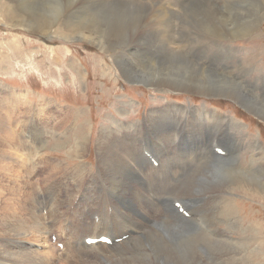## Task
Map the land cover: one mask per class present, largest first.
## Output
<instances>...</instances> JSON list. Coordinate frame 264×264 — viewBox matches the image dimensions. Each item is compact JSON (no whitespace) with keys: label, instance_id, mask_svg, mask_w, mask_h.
Listing matches in <instances>:
<instances>
[{"label":"rangeland","instance_id":"1","mask_svg":"<svg viewBox=\"0 0 264 264\" xmlns=\"http://www.w3.org/2000/svg\"><path fill=\"white\" fill-rule=\"evenodd\" d=\"M142 1H147L149 3L150 1L151 3L155 1H161L163 5L165 4L164 5L165 7L169 8L172 11L173 14L171 16L172 21L170 26H171V30H173L172 32L174 34V40L175 42H177L174 44L177 47L176 49L177 50L179 49L178 52L182 53L184 57H186L187 59L193 62L196 61L198 62L200 60L201 62H204L205 65H209L211 68H215L213 69L214 72L222 73V74L228 72L227 74H232L233 76H236L237 80L239 79L238 81H240L245 87H247L248 90L254 91L257 95H260L261 93L264 94V89H262L260 85V82L264 83V80L261 79L262 75H264V0H227L228 6L226 8H224V2H222L221 0H210L211 3H214L218 7V9L220 8L219 9L220 13L227 16H235L236 14L241 16V15L262 12L259 20L255 22V26H257V29L256 31L252 32L253 34L251 33L248 35H244L242 37H237V38L229 37L224 39L217 38L216 36L204 37L199 31L196 32L194 30L195 28L192 26V24L190 25L188 23L186 18L187 17L186 13L188 12V15L190 13L191 5L189 6L190 8L188 11L187 7L183 6L182 1L180 0H142ZM191 1H193V5H194L196 2L200 3L202 0H191ZM29 2H33V3L31 4ZM35 5L45 8V9L42 8L45 15L49 13L50 7L58 6L60 8L58 23L54 24V26L49 27L48 31L46 32H41L38 30L32 31L31 29L24 27V24L27 25L29 23L33 24L32 23L33 19L38 20V18H34V15L32 14L33 11H31L32 8L36 7ZM65 5H66L65 0H0V95L2 97L1 99H3V101L4 100L6 101V105L8 104L7 106L9 107V109L14 110L11 107V105H9L10 99L18 97L19 96L18 94L20 93H21L20 95L24 93V99H26V101L28 100V103L27 102L26 103L24 102L23 104L21 102L17 103L18 104L17 108H19V105L20 108L19 111L17 110V108L16 110L18 111V113L19 112L21 113L23 111L21 113L22 115L19 113L22 117L28 115L26 118L29 119V122L30 120L35 118L36 116V114L34 113L36 110L35 107L39 106L40 105L39 103H42L41 102L42 98L45 97L47 100L48 98H50V100H48L50 106H52L53 103L55 104V101L60 103L55 105L56 106L62 105L60 106L61 111L57 110L54 111L53 113L49 110L50 107H48L49 111L47 112V114H40L39 116L42 122L45 121L44 122L45 125H47L49 122L50 123L48 124V126H46L48 127V129H46L45 131L39 130L40 128L38 129V131H43V132L47 131V134L40 133L41 138L37 137L36 134L31 135V139L34 141V143H37L39 141H44L42 147L40 146L41 155H39V157L38 155L34 157L35 158L44 157L45 159L52 160L54 162L60 160L61 167L63 166L62 163H64V165L67 164L68 166L72 167L70 169L71 172L68 169L62 170L65 171L62 172L64 175H66L69 172L66 178L61 179L56 174L48 177L47 173L45 174L43 172H46L45 167L47 166L46 167L47 170L50 161L46 163L47 165L45 164L44 166V164L38 163L36 160H34L37 166V168H35V170L32 173L34 175L32 177L34 181V188L37 193V196L40 195L38 196L40 212L42 213L43 210L41 209H44L45 212L43 213L44 215L43 219L46 216L44 221L49 223L48 225L49 229H47V233H46V236L48 237L47 238L48 249L42 245L41 241L36 240L37 241L36 242L34 240V242L35 244L39 245L38 247L39 251L43 250L42 252H45V254H50L46 256L48 257L47 261H49V263H47L44 257L42 258L40 256H37L34 258L33 257L30 258L31 256H28L29 258L27 257L25 258L23 256H18V255L17 257H15L16 255L12 254L13 252L12 250H8V252H4V254L3 251L1 250L0 256L2 257V259L0 257V264L7 262L9 264H25V263L45 264V263H38L41 262V260L42 262H46V264H50V263L60 264V262L65 258V253H67L68 250L73 248L79 249L80 251L81 248L84 250H88L87 243L82 241L84 240V237L80 241V239H77L78 237L77 234L74 235L72 233L66 234L64 230H61L59 228V225H65L67 227L68 226L67 222L71 220V218H68V221H66V219L64 220L63 218L57 220L58 216L54 214L55 213L53 211L54 207L53 209H50V204L54 202L53 201L54 198L55 200L56 198L60 199L59 196L64 192V190H67L69 188H71L70 190H68L70 196L75 195V200H76L75 204L77 202L76 199L77 196H80L81 205L85 203V199L83 198V196L86 194L84 196L86 197L89 190L91 191L90 196L92 198L90 199L89 204L93 205V210H95L96 207L95 211L97 213L93 215L94 219L96 220V221L94 220L96 227L94 225L89 229L91 232L90 231L88 232V236L92 237V235L94 234H103V235L111 234L113 237L118 238L113 244H107V245L101 244L104 247L107 246L106 250L108 248L114 249L115 247L116 248H119V246L122 247L123 242H126L128 241V239H130L128 235L133 234V232L126 233L125 230L135 229L137 233L139 229H143L140 227L142 225H147V227L149 225L150 227L153 226V223L155 222L153 220L154 218L152 219L145 216V217H139L140 219L142 218L141 219L142 224L138 223L137 224L138 226H136L137 228L134 227H131L132 229L124 228L126 226V223H124L121 220L120 214L118 213L117 210L114 209L113 206L114 199L109 194V191H111V189H109L110 185L106 181L101 171H99L96 168L97 163H96L95 137H97L96 135L101 125L108 126V129L110 127L109 130L111 131L114 130L110 125L111 116H113L114 118H120L121 120L124 121L126 120L130 121L128 122L130 125L129 124L127 125L128 128L126 127L118 128V130L116 131L114 130L115 133L118 134L119 137L124 138V139L121 138L119 139L123 140L126 143L128 142H131L133 144L136 143L135 146L138 148L139 151L138 153L140 156H142L144 160H146V163H148V165L151 163L150 165L153 166L156 165L155 167H158L156 169L159 171L157 172V170H155L154 173L152 172V175L154 177H160V178L167 177V183L171 182L170 177H168L169 167L168 166L162 167L160 163L161 161L160 157L163 155L165 158L167 157L166 155L168 153L169 155L171 153L170 156H174L176 158L174 160L176 161L178 160L181 161L182 159H184L183 161L187 164L192 161L191 163L188 164V167L186 168L187 172L185 173H187L188 175H186L184 178L182 177L183 179L189 177V174L191 172L190 170L192 171L194 170L193 164L196 163V161L199 159L198 156L201 155L217 156L224 159L225 158L231 159L233 157H236V159H238V162L242 165H248V163L251 162L253 167L255 166L256 168L259 167L264 169V118L262 117V114L260 112L258 111L256 112V110L247 108V106L242 104L241 101H237L235 98L231 99L227 94L225 95V93H219L218 91L214 92L217 94L212 93L211 95L207 96V95H199V94L188 93L183 91H170L167 89L161 90L157 88L155 89L151 84H148L147 82H145V80L144 81L140 80L139 77L137 76L131 75L132 77H126L124 75L125 71L121 70L118 64V62L121 61V58H123L122 61H127L128 59V61H130L129 64L133 63L132 66H134L135 68L137 67L138 71L141 73L143 60L144 62L147 61L149 64H152L149 62L150 60H152V58L163 57V54L160 53V50H158L155 45H152L153 44L152 41L149 45L147 41L139 40L138 38L140 36L139 32L136 33V38L134 40V37H132L131 35L133 29V27L131 26L133 19H129L123 22V24H126L127 26L123 28L122 38L119 40L118 39L115 40L113 45L111 46V49L108 48V46H110L108 44V41H104L103 42L104 45L103 44L100 45L96 42H93L92 40L89 39L87 40L85 38H82L76 32L73 33V31H68V29L66 28L67 27L66 22L68 25L69 22L73 23L74 20H77V17L79 16L78 15L79 3L73 5L70 8H66ZM14 10L16 13L14 12ZM200 10L201 8H199L198 11ZM14 14H16L15 19H17L18 22L8 18L10 17V15H14ZM39 21H41V19ZM104 23L105 22L100 20V25L102 24L101 27H103V29L106 30L107 24ZM145 28H148V30H150L149 33L158 32L155 31L157 29L153 30V28H150L149 25ZM182 36H185L188 39V43L187 41L183 42L184 37L182 38ZM180 43H182V45ZM193 45H196L197 47H201V48L204 47L203 49L205 50V52L207 51L206 52L207 54L205 52L199 54L196 53L195 48L191 47ZM70 65H72L71 68L75 67L77 71L75 70L73 71L70 68ZM254 82H256L258 86H255L253 84ZM9 93H11V95H9ZM12 94L14 97L12 96ZM125 102H127L129 105L126 106L122 104ZM169 102H172L171 105L176 104L173 105L175 107L182 106L183 108H182V113L180 114L182 118L179 117L178 120L175 119L172 122L173 123L172 127L169 130L170 137L168 138L170 140L168 141L169 144L171 145V149L166 150L164 147L160 148L155 138V131L153 130L154 129L153 126L152 125L146 126L147 124L144 122L143 116L148 112L149 108L159 105L167 106ZM259 102L264 104V100ZM31 105H33L32 109H30ZM121 106H124V108H126V112L122 116L118 115L117 114L118 112H116V109ZM194 107L196 108L197 111H200L202 107H208L213 109L214 116L215 114L216 116H218L216 119L217 121H215L214 119V121L212 122V124H214L213 126L214 127L216 126L217 129L223 132L226 129L231 130L232 133H234V136H231L232 138L229 137L227 139H223L226 140L224 143L222 142L223 141L222 139H220L221 141H214L213 136H210V132L213 129L208 127L205 128L203 120H200L202 117H206V115H204L201 112L198 114L200 118L197 119L195 122L196 126L190 127L191 129L187 128L188 126L183 127L184 125L183 121L185 120L186 117H187L186 120L188 119V122H190L191 119L190 115L191 112H194ZM66 108L77 111L78 115L75 121H69V122H73L72 124L66 123V125L67 124L68 125L67 126L64 125L65 127H62L63 125L59 123H60V119L67 114ZM170 108L172 109L173 107L171 106ZM58 113L61 115H59ZM47 116L50 117L49 119H51L53 123L49 120L48 123L46 124L47 122L46 120H48L46 118ZM51 116H55V117L52 118ZM74 118H76V116ZM220 119L223 121H221ZM232 119L236 120L237 124L240 127L236 128L233 125H231L233 124V121H230ZM218 120H220L221 122H219ZM54 123L57 126L53 125ZM142 123L146 125H143ZM49 126L50 128L53 126L51 130L49 129ZM123 130L127 132V135H122ZM0 134L2 135L1 131ZM84 137L88 139V143H87L88 150L82 157H78L73 153V151H69V149L67 148L68 146L73 144L75 140L78 139L81 140ZM235 137H237L236 140H231V142L228 143V140L233 139ZM218 147L223 151V154L216 153V148ZM164 149L168 152H166ZM68 152L71 154V157L67 155ZM251 152H253V155H255V153L257 152L258 154L256 155L257 156L260 155V159L257 161H250L249 158L251 156L250 154ZM151 157L155 159L156 164L153 163ZM262 160H263V164L262 162H260ZM9 162L10 163H9L8 171L6 169H5L6 172L4 171L2 172L0 170L1 172L0 193L6 197L12 194L11 191H15V192L18 191L21 193V191L19 190L21 187L20 181L15 178V170L18 169V167L16 166L13 159L11 161L9 160ZM81 162H84V164L87 163L85 165L88 166L87 168L89 170L87 169L88 171L86 172V175L84 173V176L81 175L77 176L75 174L78 172L77 171L79 168L78 164ZM59 169L60 167L57 170L58 172ZM38 171L39 173L37 174ZM155 172L157 173L155 174ZM40 173L43 175L44 178L42 177V175H40ZM87 174L91 175V176L89 175L90 181H88ZM99 174L100 176L102 175L103 177H99ZM54 176H56L57 179L54 178ZM82 178H85L87 180L86 182V180L84 179L85 180L83 184L84 186L80 184V182L82 183ZM44 179L49 180L48 182L50 183L46 184ZM64 179H67V183L64 182L66 181ZM96 179L99 181L97 182ZM42 181L44 182L45 186L42 185L43 184ZM103 183L106 185H104ZM15 184L17 186L13 187ZM49 184L50 185L52 184L54 186H50ZM75 186L78 187V189H76ZM62 187L65 188L61 190ZM105 188L108 189V191ZM42 189L44 192L42 191ZM94 189L96 190V192H94L95 191ZM241 189L242 188L234 189L233 191L231 190L230 194L228 192L225 193L223 192L224 194L222 195V197H227L228 200L224 201V204L226 205L222 214H218L215 211V205L213 203H211L210 206L209 204L208 205L205 204V200L208 197H210L207 194L200 197L197 196L195 198L196 200L195 199L193 200V197L189 198L188 201L187 200L186 201L190 203V205L186 206L187 208L184 207V205L180 204V202L183 201L182 200L184 197L183 193L180 190L173 191V189L171 191H168L167 193L168 199L166 198L165 200L166 203L163 206V209L164 211L167 212L171 208L172 212L173 213L175 212V215L178 213L176 216L180 215L179 218L182 217L181 219L190 220V223L193 224V227L196 230L205 233L210 237H213L215 239H218L219 237L218 240L220 239L224 240L225 238V241L227 242L237 243L239 246H243L242 253L245 256V259H248L253 264H264V218H263L264 192L257 193L258 196H251L249 190H244V189L241 190ZM68 192L66 191L64 199H67V197H69L67 196ZM54 195L57 196L55 197ZM10 198H14V197H10ZM110 198L112 199L110 200ZM95 199L98 200L99 205L97 200ZM43 202L45 204H43ZM73 202L70 203L73 204ZM177 202L179 203V206L183 208L184 211L180 212L178 210L179 207L175 205ZM70 203H67L66 200V202L64 203L65 205L61 207L59 210L64 213L69 211L68 213H66L69 214L70 210H72L71 208H73V206H71L72 204L70 205ZM77 203H79V200ZM102 204L105 206L103 207ZM97 205L99 207H97ZM16 206L17 205H13V207ZM48 206H49V210H48ZM65 208L66 210L67 209L68 210L66 211ZM75 208H77L76 210L77 214L80 215L81 213H78L79 211L77 204L75 205ZM63 209L65 211H62ZM98 209L99 210L101 209L102 211V212L100 211L101 217L98 216V212H99ZM110 209L112 210L110 211ZM47 210L48 212H46ZM212 211L215 212V214L208 216V214H210V212ZM184 212H186V214ZM205 212H207L208 214L207 213L205 214ZM229 215L233 217L234 221H236V226L234 229L228 230L229 232L228 231L226 232L225 230L223 232V237H221V235L215 233L217 232L215 227H218L219 229L217 233H220L222 231L221 230L222 227L226 228V225L222 220L228 218ZM215 217L218 218L214 220ZM108 218L111 220L109 221ZM115 218L117 220L116 224H115ZM98 219H102V221H98ZM118 221L119 224H117ZM112 222H114V224ZM112 226L117 228L115 229ZM50 227H52L53 229ZM103 228L105 229V231ZM123 230L127 235H125V237H122V239H120L118 237V234ZM102 231L104 232L101 233ZM52 233L56 235V240L52 239ZM66 238L69 239L67 240ZM7 240L10 241V239ZM62 240L63 241L65 240V242H63ZM55 241L60 243L62 242V248L59 249ZM67 242L70 245H68ZM83 243H85L86 245H84ZM93 244L94 243L89 245H93ZM45 254H43V256H45ZM53 254L54 256H52ZM6 255L8 256L6 257ZM3 256H5L6 260L4 259ZM203 258L204 257L201 256L202 260H204Z\"/></svg>","mask_w":264,"mask_h":264},{"label":"bare ground","instance_id":"2","mask_svg":"<svg viewBox=\"0 0 264 264\" xmlns=\"http://www.w3.org/2000/svg\"><path fill=\"white\" fill-rule=\"evenodd\" d=\"M65 1H66V5H65L66 8H70L73 5L79 3L78 5V8H79L78 15L79 16L77 17V20H74L73 23L69 22L68 25L66 22V26H67L66 28L68 29V31H73V33L76 32L82 38H85L87 40L88 39L92 40L93 42H96L100 45H102L104 41H108V44L110 45L108 46V48L111 49V46L113 45L114 41L122 38L123 28L127 26L126 24H123V22L129 19H133L132 25H131L133 27L131 35L132 37H134V40L136 38V33L139 32L140 33V36L138 37L139 40L147 41L149 45L152 41L153 42L152 45H155L157 49L160 50V53L163 54V57L152 58V60L149 61L152 64H149L147 61L144 62V60L143 62L141 61L142 62V67H141L142 72L141 73L138 71L137 67L135 68L134 66H132L133 63L129 64L130 61H128V59L127 61H122L123 58H121V61L118 62V64L121 70L125 71L124 75L126 77H132L131 75L137 76L139 77L140 80L142 81L145 80V82H147L148 84H151L155 89L157 88L161 90L167 89L170 91H183V92L194 93V94H199V95H207V96L217 91L219 93H225V95L227 94L231 99L235 98L237 101H241V103L246 105L247 108L256 110V112L257 111L260 112L262 114V117L264 118V104L259 102V101L264 100V94L261 93L262 95L261 94L257 95L254 91L248 90L247 87H245L240 81H238L239 79L237 80L236 76H233L232 74H227L228 72L227 73L225 72L223 74L214 72L213 69L215 68H211L209 65H205L204 62H201L200 60L198 62L190 61L189 59L184 57L182 53L178 52L179 49L177 50L176 49L177 47L174 44L177 42H175L174 40V34L172 32L173 30H171V26H170L171 21H172L171 16L173 13L169 8L165 7L164 6L165 4L163 5L161 1H155L153 3H151V1L149 3L147 1H142V0H65ZM180 1H182L183 6L187 7L188 11L190 8L189 6L191 5L189 15H188V12L186 11L187 21L190 25L192 24L196 32L199 31L204 37L216 36L217 38L224 39V38H229V37L237 38V37H242L244 35L251 34L252 32L256 31L257 26H255V22L259 20V18L261 17V13H262V12L260 13L259 12L260 10H259L258 11L259 13H252V14L241 15V16H239L238 14H236L235 16H227V15L220 13L219 11L220 8L218 9V7L214 3H211L210 0H202L200 3L196 2L194 5H193V1L191 0H180ZM221 1L224 2V8H226L228 6V3H227L228 1L227 0H221ZM29 3L32 4L33 2H29ZM42 8L43 7H40V6H36L32 8L31 11H33L32 14L34 15V18H38V20L33 19L32 20L33 24H30V23H29L30 25L24 24V27L29 28L32 31L38 30L41 32H46L48 31L49 27L54 26V24L58 23L59 10H60L58 6L50 7L49 13L47 15H45L43 11V9L45 8L43 9ZM199 8H201L200 11H198ZM68 15H69V12H68ZM15 17H16V14L10 15V17L8 18L13 21L15 20L18 22V20L15 19ZM40 19L41 21H39ZM100 20L105 22L104 24H107L106 30H104L103 27H101L102 24L100 25ZM148 25L150 26V28H153V30L157 29L155 31H158V32L149 33L150 30H148V28H145ZM183 37H184L183 42L187 41L188 43V39L185 36H182V38ZM180 44L182 45V43ZM196 45L191 46L195 48L196 53L199 54V53L205 52V50L203 49L204 47L201 48V47H197ZM71 67L72 65H70V68ZM71 69L73 71L74 70L77 71L75 67ZM261 79L264 80V75H262ZM253 84L255 86H258L256 82H254ZM260 85H261V88L264 89V83L260 82ZM20 94H18L19 95L18 97L10 99L9 105H11V107L14 110L9 109V107L7 106L8 104L6 105V101L5 100L3 101L0 95V131L2 133V135L0 134V170L2 172L3 171L6 172V170L8 171L9 163H10L9 160L11 161L13 159L16 166L18 167V169L15 170V178L18 179L21 184L20 185L21 187L19 189L21 193L18 191L17 192L11 191L12 194L8 195L14 198H10L8 196L6 197L0 193V251L2 250L4 254V252H8V250H12L13 251L12 254L16 255L15 257H17V255L23 256L25 258L26 257L29 258L28 256H31L30 258L40 256L42 258L44 257L47 261L48 257L46 256L50 254H45V252H42L43 250L39 251L38 249L39 245L35 244L34 242V240L41 241L42 245L48 249V246H47L48 237L46 236V233H47V229H49L48 228L49 223L44 221L46 216L43 219V216H44L43 213L45 211L44 209H41L43 210V212L42 213L40 212V205L38 201V196L40 195L37 196V193L34 188V181L32 178L34 175L32 173L35 170V168H37L35 164L36 162L34 160H36L38 163L44 164V166L46 163L50 161L48 164L49 166L47 170H46L47 166L45 167L46 172H43L45 174L47 173L48 177L56 174L61 179L66 178L69 172L66 175H64L62 172H65V171H62V170L68 169L70 171L72 167L68 166L67 164L64 165V163H62L63 166L61 167L60 160L59 161L57 160L56 162H54L52 160L45 159L43 156H42L43 158H37V157L35 158L34 156L38 155L39 157V155H41L40 146L42 147V145L44 144V141H39L37 143H34V141L31 139V135L36 134L37 137L41 138L40 133L47 134V131L46 132H43V131L48 129V127H46L50 123V122L48 123V121L50 120L52 122V120L49 119L50 118L49 116H47L46 118L48 120H46L47 121L46 124L47 123L48 124L45 125L44 123L45 121L42 122L41 118L39 117L40 114H47L49 110L54 113V111L60 110V106L62 105L56 106L55 104H60V103L55 101V104L53 103V105L50 106L49 101H48L50 100V98H48V100L45 97L42 98L41 99L42 103H39L40 105L35 107L36 108L34 112L36 114L35 118L30 120L29 122V119L26 118L28 115L27 116L25 115V117H22L21 113L23 111L21 113L19 112L21 115L18 113L20 105H19V108H17L18 106L17 103L19 102H21L22 104L24 102L28 103V100L26 101V99H24V93L22 95ZM214 94H217V93H214ZM9 95H11V93H9ZM171 103L172 102H169L167 106L159 105V106H153L149 108L148 112L144 114L143 116L144 122L147 125L142 123L143 125H146V126H149V125L153 126L154 128L153 130L155 131L156 141L158 142L160 148L164 147L166 150L171 149V145L169 144L170 140L168 138L170 137L169 130L172 127V124H173L172 122L175 119L178 120V118L181 117L180 114L182 113V108H183L182 106L175 107L173 105H176V104L171 105ZM122 104L126 106L129 105L127 102L122 103ZM32 106L33 105H31L30 109L33 108ZM171 106L173 107L172 109L170 108ZM48 107H50L49 110H48ZM16 108L18 111L16 110ZM116 112H118L117 113L118 115L122 116L126 112V108H124V106H121L116 109ZM200 112L206 115V117H202L200 119V120H203L205 128L208 127V128L213 129L211 132L209 130L208 131L210 132V136H213L214 141H221L220 139L223 140L231 136H234V133H232L231 130L226 129L223 132L217 129L216 126L215 127L213 126L214 124H212V122L214 121V119L215 121H217L216 119L218 116H216L215 114L216 116L215 117L214 110L208 107H202L200 111H197L196 108L194 107V112H191V115H190V118H191L190 122H188V119L186 120L187 118L186 117L185 120L183 121L184 122L183 127L188 126L187 128H190V127L196 126L195 122L197 119L200 118L198 116ZM66 113L67 114L64 117L61 116L63 118L60 119L59 124H62L63 125L62 127H65L64 125H66V123L72 124L73 122H69V121H75L77 119V115H78L77 111L67 109ZM75 116L76 118H74ZM51 117L54 118L55 116H51ZM220 120L218 121L219 122L223 121V120L221 121ZM230 121H233V124L231 125H233L234 127L236 128L240 127L237 124L236 120L232 119ZM128 122L130 121H127V120L124 121V120H121L120 118H114L113 116H111L110 118V125L112 129H114L115 131L121 127L128 128L127 126L129 124ZM53 125H56V124L54 123ZM51 128L49 126L50 130ZM38 129L43 130V131H38ZM109 129H108V126L101 125L99 128V131L97 132V135L95 134L97 136L95 137V150H96V163H97L96 168L99 171H101L106 181L110 185L109 189H111V191H109V194L114 199L113 201L114 209L117 210L118 213L120 214L121 220L124 223H126V226L124 228H131V227L137 228L136 226H138L137 225L138 223L142 224L141 223L142 218L140 219L139 217L146 216L152 219L154 218L153 220L155 222L153 223L152 227H150V225L148 227L147 225L140 226L143 229H139L137 233L135 229H132V228L131 229L133 231L130 229L125 230L126 233L133 232V234L129 233L130 235H128V237L130 239H128V241L126 242L122 241L123 246L122 247L119 246V248H116V247L114 249L108 248L106 250L107 246L104 247L101 244H104V245H107V244L102 243V242H95L93 245L87 244L88 250H84L82 248H81V251L79 249H74V248L70 249L67 251V253H65V258L64 259L62 258L63 260L60 262V264H208V263L210 264H253L248 259H245V256L242 253L243 246H239L237 243L227 242L225 241V238L224 240H221V239L218 240L219 237L218 239L210 237L207 234L196 230L193 227V224L190 223V220L181 219L182 217L179 218L180 215L176 216L178 213L176 212L177 214L175 215V212L173 213L170 207H169L170 209L167 212L164 211L163 206L166 203L165 200L168 197L167 195L168 191H171L172 189L173 191L180 190L183 193V196H184L182 199L183 201L180 202V204L184 205V207L190 205V203L187 202L189 198L193 197V200H194L197 196L200 197V196H204L207 194L210 197H208L207 199L205 197L206 199L205 204L207 205L209 204L210 206L211 203H213L215 205V211L218 214L223 213V210L226 205L224 204V201L228 200L227 197H222V195L225 192H228L230 194L231 190L233 191L234 189L242 188L244 190H249L250 191L249 193L251 196H258L257 193L264 192V169L259 168V167L256 168L255 166L253 167L252 163L250 162V161H257L260 159V155L258 156L256 155L258 154L257 152L255 153L257 157L253 155V152L250 153L251 154L249 158L250 163H248V165L240 164L238 162V159H236V157H233L231 159L230 158L224 159L221 157L211 156V155L198 156L199 159L196 161V163L193 164L194 170L193 171L190 170L191 172L189 174V177L185 179L183 178L186 175H188L187 173H185L187 172L186 168L188 167V164L191 163L192 161L187 164L183 161L184 159H182L181 161L178 159H177L178 161L174 160L176 158L174 156H170L171 153L170 155L168 153L166 155L167 157L165 158L162 155L160 157V160H161L160 163L162 167L164 166L169 167L168 177H170L171 182L167 183V177L160 178V177H154L152 175V172L154 173V171L157 170L156 168L158 167H155L156 165L155 166L150 165L151 163L149 165L148 163H146V160H144L142 156L139 155L138 148L135 146L136 143L133 144L131 142H128V143L124 142L123 140H121L124 138L119 137L118 134H116L114 130L111 131ZM122 135H127V132L123 130ZM236 139L237 137L230 139L228 140V143H230L231 140H236ZM225 141L226 140H223L222 142L224 143ZM87 143H88V139L84 137L81 140L80 139L75 140V142L71 144L70 146H68L67 149H69V151H73V153L76 156L82 157L88 150ZM67 155L71 157V154L69 152L67 153ZM260 162H262L263 164V160ZM85 164L84 162H81L78 164V167H79L77 170L78 172L76 171L77 173L75 175L84 176V173L86 175V172L89 169L87 168L88 166H86ZM11 166H12V163H11ZM59 167L60 169L58 172L57 170ZM12 169H13V166H12ZM39 171L37 172V174L39 173ZM158 171L159 170H157V172ZM157 172H155V174ZM40 175L42 174L40 173ZM89 175L87 174L88 181H90ZM103 176L102 175L100 176L99 174V177H103ZM54 178H56V176H54ZM84 179L85 178H82V183L80 182L81 185L84 184V181L86 180ZM44 180L46 184L50 183L48 182L49 180L47 179H44ZM64 180H66L64 182L67 183V179H64ZM98 181L99 180H97V182ZM42 185L45 186L44 182ZM15 186L17 185L15 184L13 187ZM50 186H54V185L51 184ZM170 186H173V187H170ZM64 188L62 187L61 190H63ZM70 189L71 188L64 190V192L59 196L61 200L58 198H56L55 200L54 198L53 200L54 202L50 204V209H53L54 207L53 211L55 212L54 214L58 216L57 220L63 218L64 220L66 219V221H68V218H71V220L67 222V225H68L67 227L65 225H59V228L61 230H64L66 234H71V233L73 235L77 234L78 235L77 239H80V241L84 237V240L82 241L85 242V239L88 236V232L90 231L89 229L93 227L94 225L96 227V224H95L96 220L94 219V216H93L95 213H97L95 211L96 207H95V210H93V205L89 204V201L92 198L90 196L91 191L89 190L87 196L84 197L86 194L83 196V198L85 199V203L83 205H81L80 203V196H77L76 198L77 202L79 200V203L76 202V204L78 205V211H79L78 213H81L80 215H78L76 211L77 208H75V205H76L75 195L70 196V193L68 192V190ZM76 189H78V187H76ZM106 190L108 191V189ZM66 191L68 192L67 196L69 197H67V199H64ZM94 192H96V190ZM112 198H110V200ZM66 200H67V203L74 201L73 204L70 203V205L72 204L71 206H73V208H71L72 210H70L69 214H66L69 211L64 213L59 210L61 207L65 205L64 203L66 202ZM43 204L45 203L43 202ZM13 205H17V206L13 207ZM98 205H99V202H98ZM98 205L97 207H99ZM104 206L105 205H103V207ZM112 209H110V211ZM48 210H49V206H48ZM48 210L46 212H48ZM65 210L63 209L62 211H65ZM100 211L101 209L98 212L99 217H101V212H102ZM206 213L207 212H205V214ZM214 214L215 212L212 211L210 212V214H208V216H211ZM217 218L218 217H215L214 220H216ZM232 219L233 217L229 215L228 218L222 220L224 224L226 225V228L222 227L221 228L222 231L220 233H217L219 230L218 227H215L213 225L215 229L217 230V232L215 233L223 237V232L225 230L227 232L228 230L234 229L236 226V221ZM110 220L111 219H109V221ZM98 221H102V219H98ZM116 221L117 220L115 218V224H116ZM112 223L114 224V222ZM117 224H119V221ZM92 229H95V228H92ZM104 231H102L101 233H103ZM125 232L124 230L120 232L118 234V237L122 239L121 237L122 235H127ZM52 235L54 234L52 233ZM101 235L103 234H94L92 235V237L95 238ZM105 235L109 236L112 239L111 244H113L116 241L115 237H113L111 234H105ZM7 239H10V241H8ZM63 242H65V240ZM57 243L59 242H56V244ZM85 243L83 244L86 245ZM79 247H80V244H79ZM43 254H45V256H43ZM7 256L8 255H6V257ZM52 256H54V254ZM201 256L204 257L203 258L204 260L201 259ZM3 257L5 259V256ZM38 263L46 264V262H42V260L41 262H38ZM47 263H49V261H47ZM1 264H9V263L7 262V263H1Z\"/></svg>","mask_w":264,"mask_h":264}]
</instances>
